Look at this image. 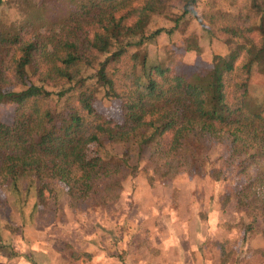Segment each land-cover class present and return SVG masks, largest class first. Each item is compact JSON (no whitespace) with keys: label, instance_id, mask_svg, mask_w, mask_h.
Instances as JSON below:
<instances>
[{"label":"trees","instance_id":"trees-1","mask_svg":"<svg viewBox=\"0 0 264 264\" xmlns=\"http://www.w3.org/2000/svg\"><path fill=\"white\" fill-rule=\"evenodd\" d=\"M56 1L0 0V10L15 16H0V107H15L11 123L0 118V208L22 211L31 201L34 222L60 202L107 207L142 161L159 178L200 162L208 167L207 156L197 157L206 150L201 140L226 138L228 159L249 171L232 191L241 214L238 245L262 239L253 255L264 264V0H177L182 12L169 28L152 21L167 18L173 0H60L65 16L48 18ZM190 14L207 45L226 47L211 50L208 67L172 59L173 41L148 50L176 34ZM176 46L206 52L197 35ZM236 70L239 93L231 95ZM102 101L116 103L118 115L104 117L97 109ZM207 173L213 181L222 175ZM0 226V255L13 258L2 230L16 228ZM220 247L223 258L239 256Z\"/></svg>","mask_w":264,"mask_h":264},{"label":"rangeland","instance_id":"rangeland-1","mask_svg":"<svg viewBox=\"0 0 264 264\" xmlns=\"http://www.w3.org/2000/svg\"><path fill=\"white\" fill-rule=\"evenodd\" d=\"M58 1L49 8L48 18L61 19L68 11L67 4ZM142 1L131 0V3L140 5ZM173 1L167 18L154 19L153 26L169 28L173 25L171 21L177 19L182 12V4L177 0ZM205 1L202 0L203 3ZM0 12L1 17L15 18L14 12L9 9L1 8ZM187 17L188 22L181 21L176 34L171 38L164 36L157 45H148V50L154 53L157 48L173 41L175 43L168 47L172 59L188 67H208L211 50L225 52L226 47L215 41L207 45L208 40L199 21L191 14ZM188 35L201 37L206 52L197 56L195 52L180 50L176 45H180L181 39ZM92 56L101 57L95 54ZM236 65L239 66L240 61ZM240 78L238 70L229 76L231 95L239 93L236 89ZM50 86L55 88L59 85ZM14 108L12 105L0 107L3 122H12ZM97 109L106 118L116 117L119 113L118 105L114 102L102 101L98 103ZM201 142V147L206 150H198L197 157L200 159L207 156L209 162L213 163L211 166L207 167L206 163L200 162L194 170L180 168V172L174 176L159 178L142 161L137 173L126 177L118 188V200L107 207H97V204L89 201L77 202L71 206L60 202L57 207L48 206L32 222L28 217L31 201L22 211L17 207L10 209L3 205L0 208V224L8 222L16 231L2 230V235L17 256L7 259L0 255V264H94L96 261L103 264H124L112 256L122 254L125 261L127 253H130L133 264H169L179 261L195 264L198 261L199 245H204L202 252L207 249L203 253L205 259L210 257L214 264H232L234 255L227 254L222 259L219 257V246L226 245L227 250H235L237 253L240 251L238 243L241 214L235 210L232 191L243 182L249 171L241 173L237 162L228 159L230 144L226 138H205ZM207 169L221 172L220 180L209 179ZM0 196L1 201L3 197ZM225 196L230 197L226 205L223 200ZM211 213H224L228 216V221L207 236L199 230V223L193 219L196 215L201 220L207 219ZM248 249L240 263L258 264L257 257L252 256V248ZM88 252L93 253L89 255V259L88 255L86 257Z\"/></svg>","mask_w":264,"mask_h":264},{"label":"crops","instance_id":"crops-1","mask_svg":"<svg viewBox=\"0 0 264 264\" xmlns=\"http://www.w3.org/2000/svg\"><path fill=\"white\" fill-rule=\"evenodd\" d=\"M227 217L228 216L224 215V213H221L220 215L211 213L207 219L204 218V219L201 220L196 215V217H194L193 220L196 223H199V230H202L201 232L203 234H205L207 236H210L221 224L227 223V221H228ZM206 232H208V234ZM213 243H215V242H213ZM137 246H136V250H138ZM211 246H216V245L211 244ZM262 246H263V241L260 238L253 239V240L249 241L238 253L237 252L235 253V254H237L239 256H234L235 260H234V262L232 264H241L240 260H241L242 256L247 253V251L249 250L248 248H250V247L252 248V256H253L254 250L257 249V248H261ZM198 248H199L197 250V251H199V252H197L198 261L195 262V264H214V262L211 260L210 257H209V259H205V257L203 256V253L207 252V251H205V250H207L206 248L202 252V250L204 249V245H202V246L199 245ZM219 250H220L219 257H222V259H223V256L221 255V247L220 246H219ZM99 252H100V250H98V253ZM92 254L93 253L88 252V253H86V257L88 255V259H89V257H90L89 255H92ZM129 254L130 253H127V256H126L127 259L124 261V264H133V262H131V260H130ZM112 257L114 259H118L119 260L118 256H112ZM185 257H187V255H185ZM88 261H90V260H88ZM94 264H103V263H100V262L96 261V263H94ZM137 264H140V263H137ZM169 264H193V263H190V261L189 262H187V261H184V262L179 261V262H173V263L169 262ZM258 264H262V263H259V260H258Z\"/></svg>","mask_w":264,"mask_h":264}]
</instances>
